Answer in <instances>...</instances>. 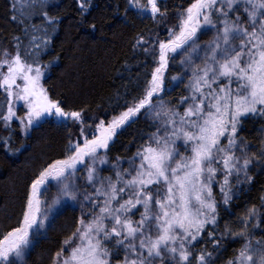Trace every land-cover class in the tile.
Returning <instances> with one entry per match:
<instances>
[{"label": "snow or ice", "instance_id": "1", "mask_svg": "<svg viewBox=\"0 0 264 264\" xmlns=\"http://www.w3.org/2000/svg\"><path fill=\"white\" fill-rule=\"evenodd\" d=\"M74 3L76 23L95 32L93 0ZM129 12L150 23L130 39L135 77L93 114L43 82L60 60H44L63 23L59 0H8L19 32L0 33V146L19 152L17 135L53 119L66 131L0 227V264H28L68 208L79 214L48 264H264V192L234 220L220 214L264 171V0H126L114 18ZM141 118L147 130L113 155ZM248 122L256 144L242 135Z\"/></svg>", "mask_w": 264, "mask_h": 264}, {"label": "trees", "instance_id": "2", "mask_svg": "<svg viewBox=\"0 0 264 264\" xmlns=\"http://www.w3.org/2000/svg\"><path fill=\"white\" fill-rule=\"evenodd\" d=\"M59 2L63 23L54 37V48L44 56V60L46 62L58 54L60 60L58 66L46 73L43 82L55 97L69 105L88 108L95 114L114 104L117 90L123 93V85L128 83L130 77H135L136 59L130 49V39L141 29L150 26V23L147 20L141 22L132 12H129L127 22L114 18L123 17L126 0H93L86 21L97 22L98 29L91 32L76 23L78 14L74 0ZM181 2L182 0H168L170 6ZM8 15V0H0V33L19 32L15 25L8 22ZM101 21L103 27H100ZM208 38L209 36H203L201 39ZM176 71L177 69H172L171 74L175 75ZM182 88L181 85L169 92L165 99L178 96ZM255 128H258V124L254 126L248 122L242 133L253 144L257 143L255 137L258 133ZM146 130L143 118L131 124L119 136L112 154L123 153L122 145L129 144L134 137ZM65 131L53 119L33 130L26 138L17 135L11 147L19 148V152L8 153L0 146V227L9 223L6 217L18 211V196L25 177L47 155H55L64 142ZM0 135L6 133L0 131ZM252 150L255 151V148ZM132 151H135V147ZM251 174L255 176L254 182L237 190V198L230 207H221L222 223L242 215L245 208L255 203L257 196L264 192V171L254 168ZM78 214V210L74 212L72 208H68L58 216L54 226L48 229L47 238H41L32 250L28 264H48L49 250H53L58 241L63 239L73 223V217ZM232 247H238V244ZM232 247L228 248L227 254H231Z\"/></svg>", "mask_w": 264, "mask_h": 264}]
</instances>
